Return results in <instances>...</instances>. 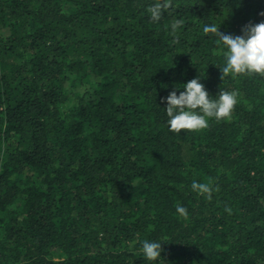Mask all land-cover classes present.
I'll return each mask as SVG.
<instances>
[{
  "label": "trees",
  "instance_id": "16d2710c",
  "mask_svg": "<svg viewBox=\"0 0 264 264\" xmlns=\"http://www.w3.org/2000/svg\"><path fill=\"white\" fill-rule=\"evenodd\" d=\"M154 2L0 0V264H150L145 239L159 264H264V74L221 78L203 32L264 0ZM198 75L231 116L170 131L162 98Z\"/></svg>",
  "mask_w": 264,
  "mask_h": 264
},
{
  "label": "clouds",
  "instance_id": "9594fccd",
  "mask_svg": "<svg viewBox=\"0 0 264 264\" xmlns=\"http://www.w3.org/2000/svg\"><path fill=\"white\" fill-rule=\"evenodd\" d=\"M171 7V0H155L148 8L150 19L159 22L164 12ZM220 23L205 24L203 32L218 37L226 49L225 63L220 67L221 78L230 73L264 74V21L245 25L239 35L221 32ZM183 24V19H176L171 24L172 31L176 32ZM201 81L202 76L198 75L181 86H175L183 88L179 94L173 90L162 98L166 102L164 109L170 131L180 133L182 129L199 130L208 127L209 118L217 121L230 118L237 103V94L224 90L220 91L218 98H213ZM192 187L194 190L209 192L208 185L196 181H193ZM176 211L182 216L187 215V209L182 205H177ZM161 241L145 239L140 242L144 260L150 264H159L163 251Z\"/></svg>",
  "mask_w": 264,
  "mask_h": 264
}]
</instances>
